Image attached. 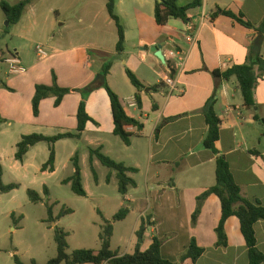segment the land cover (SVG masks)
I'll return each instance as SVG.
<instances>
[{"label":"crops","instance_id":"1","mask_svg":"<svg viewBox=\"0 0 264 264\" xmlns=\"http://www.w3.org/2000/svg\"><path fill=\"white\" fill-rule=\"evenodd\" d=\"M0 1L16 4L23 0ZM190 1L180 0L179 5L184 6ZM201 1L202 7L189 11V22L170 19L166 25L159 26L155 19L156 0H115L116 14L126 37L125 50L119 53L116 50L118 28L108 13V0H34L27 5L18 24L27 15L21 37L30 40L32 32L43 35L51 50L49 57L45 58L48 62L28 69L18 47L7 57L13 54L20 60L21 72L9 73L5 81L0 82L13 89L12 93H5L4 89L0 91V112L8 118H15L20 126L38 133L48 128L60 129L62 133L75 131L82 96L79 92H72L57 108L56 99L47 98L41 102L40 115L36 118L32 109L36 85H52L53 72L64 88L84 89L88 85H97V75L102 74L107 65L103 62L111 59V68L105 79L122 100L127 114L144 125L143 131L132 138L130 146L121 140L125 149L120 147L118 154L123 158L112 156L114 151L107 150L100 138L92 141V145L101 148L105 155L138 170L137 173H128L137 187L122 195L119 206V210L127 205L130 207L129 215L121 221L131 219L125 252L113 250L111 240V248L119 256L134 253L141 220L150 216L152 226H147L142 251L150 247L154 237H169L161 248V255L177 263L195 239L204 254L196 263L186 260L182 264H249L248 247L237 217L229 218L226 223L227 246H217L216 229L222 217V206L216 195L209 196L204 202L194 226L192 216L197 208V198L216 184L219 155L228 160L242 195L264 206V73L258 65L260 59L264 61V31L258 29L264 20V0ZM218 8L243 14L245 20L257 28H246L226 16L213 19ZM73 20L76 23L70 24ZM81 30L97 39L96 44H91V50L98 52V61L101 62L97 69L89 67L87 46L65 44L62 39L77 35ZM55 34L59 39L53 37ZM189 36H194L196 41L188 42ZM158 45L165 62L153 52ZM176 50L183 52L182 61L167 58L169 51ZM240 65L253 66L258 76L253 108L245 106L236 77L226 80L213 74ZM127 70L132 71L146 87L160 86L157 91L140 92L141 108L136 101L138 90L129 80ZM169 79L174 88L168 83ZM9 93L13 96L6 103L3 97ZM210 103H214V110L221 120L216 155L204 146L208 132L204 110ZM87 112L97 125L88 122L82 139L89 130L96 135H114L111 101L105 89H95L91 93ZM256 115L261 120H256ZM38 145L30 149L22 163L17 161L22 168L29 167L31 162L27 158ZM126 159L132 161L130 166ZM98 161L94 158L93 165ZM57 170L55 164L53 173L42 172V166L39 172L48 176L56 174ZM139 176L145 177L144 187L137 181ZM113 177L111 172L110 182ZM99 195L103 202L107 201L105 192L101 191ZM99 212L111 220L119 211L111 216ZM12 215L20 223L15 212ZM255 231L257 247L264 253V221L256 224ZM114 234L115 226L112 239Z\"/></svg>","mask_w":264,"mask_h":264},{"label":"trees","instance_id":"2","mask_svg":"<svg viewBox=\"0 0 264 264\" xmlns=\"http://www.w3.org/2000/svg\"><path fill=\"white\" fill-rule=\"evenodd\" d=\"M34 0H23L16 4H11L7 1H0V6L9 21L10 24H18L23 17L27 5L31 4ZM180 0H162V2L156 3L155 7V19L159 26L166 25L170 19H180L183 22H189V11L195 8L203 6L201 0H192L188 4L179 5ZM115 0H108L107 10L111 19L116 23L118 28V42L116 46L117 52L121 53L125 50L126 37L125 29L120 22L119 16L116 14ZM218 16H226L241 24L246 28H257L253 23L246 21L243 14H235L232 11L218 8L212 15L215 19ZM258 29L264 31V20L259 25ZM13 55V54H12ZM259 68L264 73V61H258ZM111 64H107L103 69V75L107 77ZM214 76L222 77L226 80L231 77H236L244 98L245 106L247 108L255 107L254 90L257 84L258 76L254 71V67L251 65L235 66L228 71L221 73L215 71ZM53 82L52 85L38 84L35 87V95L32 101V109L34 117L38 118L40 115L41 102L47 98H55V107H59L64 98L72 92L81 93L82 100L79 104L77 120L78 126L74 132L60 133L55 136H46L43 134H29L22 136L20 142L17 144V151L15 153V160L22 163L30 151V149L40 143H47L49 145V159L42 166V172L53 173L55 171L56 164V143L61 140L75 139L81 140L84 132L86 131L88 122L97 123L91 118L87 112V100L90 96V92L86 89H69L61 87L58 83V78L55 72L52 73ZM127 76L132 85L138 90L136 95L137 105L141 108L142 101L140 92L146 90L147 92L157 91L160 86L146 87L137 76L130 70H127ZM3 88L8 91H13L4 82L1 83ZM96 85H90L88 88L95 89ZM106 90L110 101L114 120V135L119 137L125 145L130 146L132 138L141 133L144 129V125L138 120L130 117L122 103L120 97L115 91L108 85L107 81L102 87ZM156 108V106H155ZM206 123L208 125V132L204 140V146L206 149L212 151L215 155L218 154L217 142L220 139V125L221 120L217 116L214 110V103H210L204 110ZM256 120H261L258 115L255 116ZM264 124V120L262 119ZM97 158L103 166L116 173L118 180V191L121 195H126L130 188L137 187L136 181L128 176V173H137L138 170L132 167H127L124 163L117 162L109 156L102 153V149H90V164L91 170L96 182H98V175L93 167V160ZM73 165L77 174L64 180L63 183L71 185L72 191L81 197H87V192L82 185V176L80 173L79 165V153L72 159ZM216 166V184L204 192L197 198V208L192 216L193 226L197 223V220L201 214L204 202L211 195H216L222 206V217L220 223L216 229L218 236V247L227 246V235L225 226L229 218L237 217L241 224V232L245 238L248 247L249 264H264V253H262L257 247V237L255 226L258 222L264 221V206L259 201H251L242 195L241 187L236 182L233 173L231 171L230 164L225 156L219 155L217 157ZM4 168L0 163V198L5 194H9L20 188V184L11 183L6 185L3 180ZM111 180V173L107 176V182ZM28 198L32 203L38 204L43 202V197L37 191L33 189L27 190ZM44 194L49 195V190L44 186ZM72 209L62 210L60 214L55 218L53 215V206H48L49 221L56 223L60 218L73 214ZM103 220L101 226V232L99 239L101 242V248L99 250L94 249H77L72 253H69V234L62 228L54 227V240L57 245V256L49 260L46 264H182L186 260H190L192 263H196L204 254V249L199 247L196 240L193 239L187 251L181 256L180 262H172L164 259L161 255V248L164 242L167 240L154 237L152 244L146 251L141 250V243L144 240L147 226L151 225V217L147 216L141 220V225L136 232L138 244L134 253L119 256L118 252H115L111 248V240L114 233V223L121 222L127 218L130 213V207L127 205L119 210V212L111 219H105L98 211ZM14 222L18 225L19 221L12 215ZM22 216L19 220H22ZM15 264H25L19 256L14 255ZM31 264H37L32 261Z\"/></svg>","mask_w":264,"mask_h":264},{"label":"rangeland","instance_id":"3","mask_svg":"<svg viewBox=\"0 0 264 264\" xmlns=\"http://www.w3.org/2000/svg\"><path fill=\"white\" fill-rule=\"evenodd\" d=\"M23 19L20 24H10L0 6V81H5L6 77L10 75V64H7L5 60L16 47L20 48L19 53L23 59L24 66L28 69L48 62V60L38 56L37 46H41L49 55L51 54V50L47 47L43 35L39 34V32H32L33 36L30 40L21 37L20 31L23 29V25L27 24V15ZM75 23V20L70 22V24ZM86 33L85 30H81L79 34L67 37L69 41L65 37L62 39L65 40V44L73 43L87 46L90 58L89 67L97 69L101 64L98 61L99 54L91 50V44H96L97 39L95 36ZM53 37L59 39L57 34ZM115 38L117 40V32ZM100 46L103 45L100 44ZM110 61L111 59H107L103 63L108 64ZM1 90L5 93L13 92L3 88L0 84ZM11 96L13 95L10 94L7 97H3V101L8 103L11 100ZM33 130L20 126L15 118H8L0 112V163L4 168L3 180L6 185L11 183L21 185L15 192L3 195L0 198V264H15L14 255L19 256L25 264H31L32 261L37 264H46L57 256V245L54 240L55 226L64 229L70 235L69 252L77 249L99 248L101 246L99 234L103 220L98 211H101L104 215L111 216L113 212L117 213L119 211V206L123 201V196L118 191L116 173L98 161L97 165H93L99 178V183H97L90 164V148H98L92 145V141L96 140V138H100L103 141L107 146V150L112 149L114 151V153H111L112 156L123 158L118 154L120 147L125 149L120 138L105 133L96 135L89 130L80 141H60L56 145L57 173L42 176L39 171L41 166L49 159V145L41 143L34 148L27 158L31 162L29 167L22 168V165L15 160L17 142L20 140V136L23 134L27 135V133L55 136L62 133V131L56 128H48L42 131L43 133H38ZM77 152H79L82 185L88 193L87 197L78 196L72 191L71 185L63 183L64 180L77 174L71 162V158ZM103 153L105 152L103 151ZM130 162L132 161L126 159L128 166H130ZM111 172L114 177L108 184L106 179ZM137 181L143 187L145 186V177L139 176ZM44 186L49 188V195L43 193ZM28 189H33L40 193L43 196V202L32 203L28 198ZM101 191L107 194L106 202H103L99 195ZM48 206H53L55 218L63 209H72L74 213L60 218L54 224L49 221ZM14 212L18 218L23 216L19 225L12 218ZM114 226L115 234L112 239V248L115 251L119 250L121 253L125 252L128 246L126 240L131 232V219L114 223ZM83 246L86 248H81Z\"/></svg>","mask_w":264,"mask_h":264},{"label":"built area","instance_id":"4","mask_svg":"<svg viewBox=\"0 0 264 264\" xmlns=\"http://www.w3.org/2000/svg\"><path fill=\"white\" fill-rule=\"evenodd\" d=\"M187 41L190 43H193L196 41V38L194 36H189V37H187ZM37 50H38V56L40 58L45 59V58L49 57V53L47 51L43 50V48L41 46H37ZM166 56L170 60L178 59L179 61H182L184 58L183 52H181L179 50L169 51ZM5 61H6V63L10 64V66H11V68H10L11 74H17V73L21 72L20 68L18 67L21 64V62L15 55H11ZM168 83L174 88V84L172 83V81L170 79L168 80Z\"/></svg>","mask_w":264,"mask_h":264},{"label":"water","instance_id":"5","mask_svg":"<svg viewBox=\"0 0 264 264\" xmlns=\"http://www.w3.org/2000/svg\"><path fill=\"white\" fill-rule=\"evenodd\" d=\"M156 1H158V2H162V0H156ZM160 50H161V46H160V45H158V46H156V47L153 48V52L156 53L157 56H158L162 61L165 62V57L160 53ZM98 80H99V82H98V84L96 85L95 89L102 88L103 85L105 84V81H106L105 76H104L103 74H100V75L98 76ZM0 82H1V81H0ZM95 89H93V88H88V87L86 88V90L89 91L90 93H92Z\"/></svg>","mask_w":264,"mask_h":264}]
</instances>
